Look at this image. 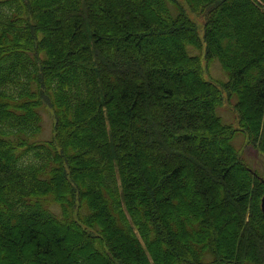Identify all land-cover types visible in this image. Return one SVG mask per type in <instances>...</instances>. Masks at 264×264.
I'll return each instance as SVG.
<instances>
[{"label": "trees", "instance_id": "1", "mask_svg": "<svg viewBox=\"0 0 264 264\" xmlns=\"http://www.w3.org/2000/svg\"><path fill=\"white\" fill-rule=\"evenodd\" d=\"M245 144L264 0H0V264H264Z\"/></svg>", "mask_w": 264, "mask_h": 264}, {"label": "rangeland", "instance_id": "2", "mask_svg": "<svg viewBox=\"0 0 264 264\" xmlns=\"http://www.w3.org/2000/svg\"><path fill=\"white\" fill-rule=\"evenodd\" d=\"M46 1H50V0H46ZM191 17H193L198 24H200V20L198 18H196L195 14L193 13H189ZM242 23V22H241ZM160 51H164L163 48L159 47ZM6 63H9L10 61L7 59L5 61ZM208 73L215 79H222L225 80L226 76L223 73V71H221L219 65L217 63L212 64V66L209 67L208 69ZM222 106H220V108L218 109L219 114L222 116V120L225 122H232V120L234 119V114L232 112V104L230 105L226 99H224L223 103L221 104ZM42 118H43V131L42 133L39 134V138L42 139H47L50 137L51 135V118H50V114L47 113L46 111L42 110ZM243 137L241 135H239L238 137L235 138V144L236 145H242L243 144ZM245 141V140H244ZM206 151H203V156L205 158H207L206 160H210L212 157V153L211 151H209V149H205ZM212 150V149H211ZM194 154H196V156H199L198 154H200V152H198L196 149L193 150ZM243 152H244V157L246 159V161L252 166L254 167L258 173L260 174V176L264 177V154L261 153L260 151L254 149L252 146L250 145H243ZM226 212V210H224ZM226 213H223L221 216L222 217H226L225 216ZM63 233L60 232L59 235H62ZM69 236V235H68Z\"/></svg>", "mask_w": 264, "mask_h": 264}, {"label": "water", "instance_id": "3", "mask_svg": "<svg viewBox=\"0 0 264 264\" xmlns=\"http://www.w3.org/2000/svg\"><path fill=\"white\" fill-rule=\"evenodd\" d=\"M263 205H264V197L262 198V208H263Z\"/></svg>", "mask_w": 264, "mask_h": 264}, {"label": "flooded vegetation", "instance_id": "4", "mask_svg": "<svg viewBox=\"0 0 264 264\" xmlns=\"http://www.w3.org/2000/svg\"><path fill=\"white\" fill-rule=\"evenodd\" d=\"M260 178H261L262 182L264 183V177L260 176Z\"/></svg>", "mask_w": 264, "mask_h": 264}]
</instances>
